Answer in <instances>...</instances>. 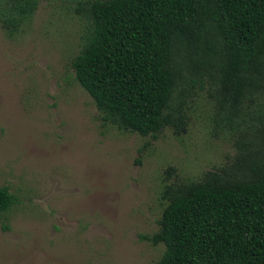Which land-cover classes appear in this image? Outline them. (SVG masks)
Returning <instances> with one entry per match:
<instances>
[{
    "label": "rangeland",
    "instance_id": "rangeland-1",
    "mask_svg": "<svg viewBox=\"0 0 264 264\" xmlns=\"http://www.w3.org/2000/svg\"><path fill=\"white\" fill-rule=\"evenodd\" d=\"M86 1L39 0L14 37L0 24V188L17 197L0 218V264H153L165 246L144 237L159 230L166 184L198 181L237 155L207 83L187 100L181 137L102 125L72 68Z\"/></svg>",
    "mask_w": 264,
    "mask_h": 264
},
{
    "label": "trees",
    "instance_id": "trees-1",
    "mask_svg": "<svg viewBox=\"0 0 264 264\" xmlns=\"http://www.w3.org/2000/svg\"><path fill=\"white\" fill-rule=\"evenodd\" d=\"M39 0H0L14 37ZM72 60L103 126L157 139L187 132L197 85L211 91L217 126L236 135L234 161L198 181L166 184L153 264H264V0H93ZM168 177L173 173L170 169ZM17 203L0 188V218Z\"/></svg>",
    "mask_w": 264,
    "mask_h": 264
}]
</instances>
